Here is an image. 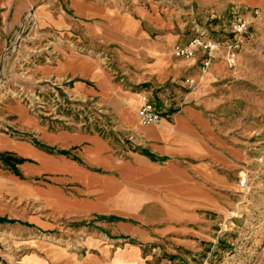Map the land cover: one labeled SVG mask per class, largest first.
<instances>
[{
	"label": "crops",
	"instance_id": "0c3cea01",
	"mask_svg": "<svg viewBox=\"0 0 264 264\" xmlns=\"http://www.w3.org/2000/svg\"><path fill=\"white\" fill-rule=\"evenodd\" d=\"M166 1L0 0V76L44 104L39 115L19 98L0 103V155L24 159L15 171L0 157V257L202 264L228 236L222 213L235 203L248 147L216 112L244 100L238 88L264 85L250 62L259 52L244 41L236 67L221 49L203 71L173 47L199 33L220 39L187 3L246 9L258 45L264 10L260 0ZM217 18L212 29L222 30ZM20 33L28 50L16 47ZM146 101L164 107L159 123L140 122Z\"/></svg>",
	"mask_w": 264,
	"mask_h": 264
},
{
	"label": "rangeland",
	"instance_id": "374dc122",
	"mask_svg": "<svg viewBox=\"0 0 264 264\" xmlns=\"http://www.w3.org/2000/svg\"><path fill=\"white\" fill-rule=\"evenodd\" d=\"M177 1L185 4V0ZM166 3L168 2L166 1ZM169 4L174 5L175 0L170 1ZM260 4L264 10V0H260ZM184 6L190 8L192 15L198 19L200 25L206 22L209 35L217 37L215 36L217 33L220 37L218 40L222 43L227 42L231 36L228 20L233 16V11H237L244 18L247 14L246 9L240 7L230 9L232 6L224 13L218 14L213 8L201 7L197 1H192ZM256 10H258V15L254 13ZM262 13L264 14V11ZM262 13L259 8L253 9V15L256 18L261 17ZM215 16L220 17V19L214 20L222 21V30L212 29V19ZM190 33L191 31L185 32V35ZM254 33L255 35L251 34L244 41L252 40L253 49L259 52V57L252 58L250 62L257 75L264 81V43L255 44L253 39L256 37V32ZM26 39L23 46L28 50L30 47H27L29 44L27 42L29 41ZM231 93L229 92V94ZM233 94L245 95L244 100L234 99L222 105L217 110L216 115L225 118L224 122H229L228 127L231 126L235 130L236 142L241 147H248V158L246 162L244 161L240 165L237 180L233 186V192L236 194L235 203L230 209L228 208L229 210L222 213L227 219L223 230H228L226 231L229 232L228 236L221 235L222 241L217 240L218 238L215 240L216 244L218 243L217 248L205 261H202V264H264V85L247 86L243 94L238 88ZM37 113L42 115L41 112ZM218 228L222 227L219 226ZM8 244V242L3 243L5 246ZM205 255L208 256L207 253ZM2 256L0 257V264L15 263L14 259L5 255Z\"/></svg>",
	"mask_w": 264,
	"mask_h": 264
},
{
	"label": "built area",
	"instance_id": "2783aa9c",
	"mask_svg": "<svg viewBox=\"0 0 264 264\" xmlns=\"http://www.w3.org/2000/svg\"><path fill=\"white\" fill-rule=\"evenodd\" d=\"M254 13L258 15V10L254 11ZM34 23V19H30L27 22L26 26L29 27V31L33 30ZM228 28L230 29L229 34L231 36L225 43L219 42L213 38L211 39L205 33H199L187 42L175 44L173 47V55L179 60L183 58L190 61H198L201 69L206 71L213 65L215 59H220L218 56L219 51L225 49L224 60H226V64L229 68H234L238 64V55L243 49V42L245 38L253 34V28L249 20L238 15H234L228 20ZM25 38H27V35L18 34L17 48L19 44H23ZM23 73L22 76L24 77L25 75H23ZM13 85H15V88L12 87ZM8 97L19 98L23 102H27L29 109L34 112L43 110L44 104L41 96L39 94H34L33 97L29 99L24 82L17 83L8 80L6 77L0 76V103ZM165 114L166 111L164 107L146 101L140 107L139 120L144 125L159 123Z\"/></svg>",
	"mask_w": 264,
	"mask_h": 264
},
{
	"label": "trees",
	"instance_id": "16d2710c",
	"mask_svg": "<svg viewBox=\"0 0 264 264\" xmlns=\"http://www.w3.org/2000/svg\"><path fill=\"white\" fill-rule=\"evenodd\" d=\"M62 153H66V151L63 150ZM0 157L6 165L10 166L15 171H16V165L24 161V159L17 158L12 154H1Z\"/></svg>",
	"mask_w": 264,
	"mask_h": 264
}]
</instances>
